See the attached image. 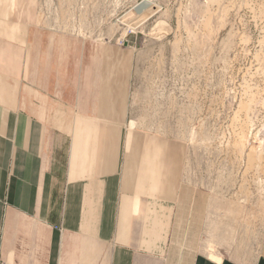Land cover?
<instances>
[{
  "label": "rangeland",
  "instance_id": "rangeland-1",
  "mask_svg": "<svg viewBox=\"0 0 264 264\" xmlns=\"http://www.w3.org/2000/svg\"><path fill=\"white\" fill-rule=\"evenodd\" d=\"M0 7L4 49H51L54 62L66 63L70 88L94 77L95 105L108 95L125 111L121 157L143 159L165 221L195 225L201 250L224 239L217 246L227 251L262 254L264 0Z\"/></svg>",
  "mask_w": 264,
  "mask_h": 264
},
{
  "label": "crops",
  "instance_id": "crops-1",
  "mask_svg": "<svg viewBox=\"0 0 264 264\" xmlns=\"http://www.w3.org/2000/svg\"><path fill=\"white\" fill-rule=\"evenodd\" d=\"M4 29L0 7V261L264 264V251H227L224 239L201 250L195 225L165 221L143 159L121 157L117 101L95 105L94 77L70 88L51 49H4Z\"/></svg>",
  "mask_w": 264,
  "mask_h": 264
},
{
  "label": "built area",
  "instance_id": "built-area-1",
  "mask_svg": "<svg viewBox=\"0 0 264 264\" xmlns=\"http://www.w3.org/2000/svg\"><path fill=\"white\" fill-rule=\"evenodd\" d=\"M0 264H7V263L0 261Z\"/></svg>",
  "mask_w": 264,
  "mask_h": 264
},
{
  "label": "bare ground",
  "instance_id": "bare-ground-1",
  "mask_svg": "<svg viewBox=\"0 0 264 264\" xmlns=\"http://www.w3.org/2000/svg\"><path fill=\"white\" fill-rule=\"evenodd\" d=\"M135 10H137V9H135ZM138 13V12H137ZM127 16V15H126ZM128 17V16H127ZM131 18V17H130ZM128 22V21H127Z\"/></svg>",
  "mask_w": 264,
  "mask_h": 264
}]
</instances>
